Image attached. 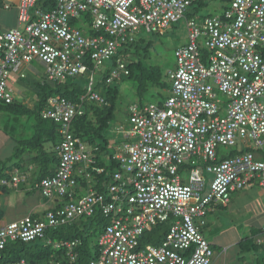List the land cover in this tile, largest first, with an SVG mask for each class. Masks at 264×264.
Segmentation results:
<instances>
[{"label": "built area", "instance_id": "built-area-1", "mask_svg": "<svg viewBox=\"0 0 264 264\" xmlns=\"http://www.w3.org/2000/svg\"><path fill=\"white\" fill-rule=\"evenodd\" d=\"M46 1L20 0L18 26L0 33V101L7 104L15 100L10 79L19 65L41 62L43 81L63 83L115 59L112 83L129 74L119 50L143 29L163 34L184 20L189 42L175 51L177 67L167 73L171 95L132 104L130 129L115 131L124 135L113 146L120 168L104 191L96 187L104 169L94 149L71 130L84 110L61 96L48 100L42 117L59 125V160L35 186L57 206L0 225V252L9 241L53 243L48 231L101 214L109 223L90 264H213L216 252L202 233L211 208L264 188V0H222L221 15L204 17L195 7L213 0H51L50 10L38 9ZM85 99L105 101L94 87ZM239 146L240 154L219 159L220 148ZM27 179L15 170L1 185L18 188ZM163 223L170 226L161 242H144ZM79 244H63L72 259Z\"/></svg>", "mask_w": 264, "mask_h": 264}, {"label": "trees", "instance_id": "trees-1", "mask_svg": "<svg viewBox=\"0 0 264 264\" xmlns=\"http://www.w3.org/2000/svg\"><path fill=\"white\" fill-rule=\"evenodd\" d=\"M53 4L54 2L49 0L39 4L38 9L48 11L53 7ZM207 5L208 3L200 2L198 7H195L196 12L207 7ZM144 43L145 40L143 38L139 39L137 37L134 43L126 44L119 50V55L125 60L129 74L123 75L116 80L132 81L136 86L140 104H143V97L149 95L157 99L156 103H162L164 101L161 100L162 94L170 91L171 83L167 73L164 72L161 66L149 64L146 60L140 58V49L144 50L146 56L151 47V42L143 46ZM108 63L111 66L103 74L100 83L94 87L104 98L103 104L86 99L82 100V97L88 94L89 89L78 84L77 78L68 79L63 83L43 80L38 82L34 88L36 100L32 107L16 99L10 104L0 101V113H7L13 116L17 123H21L24 118H29L33 121V133L28 137H24V134L18 135L12 130L8 132V135L15 140L16 146L13 155L6 160L0 159L1 190L8 188L1 185V180L11 176L15 170L27 174L26 183L32 181L35 183V189H37L35 186L37 183L54 173L59 160L54 152V147L60 141L59 125L50 119H44L42 112L51 97L61 96L79 104L85 112L83 116L76 117L72 121L71 130L75 136L83 139L94 149L96 163L98 167L104 169V173L96 177L98 182L96 187L98 191H104V187L111 181L113 173L120 168L119 162L113 159V146L115 143L113 145L110 144L109 135L111 125L116 117L121 90L119 86L113 85L114 81L112 83L107 82L111 68L116 65L115 59ZM88 67L92 71L95 69L90 62ZM240 153L241 151L236 152V154H230V156ZM218 154L219 159H221L222 152L219 151ZM91 182L94 183L95 179ZM85 183V181L81 180V184ZM3 218L4 210L0 206V225ZM93 222L98 224V228L91 231L87 227ZM108 223L107 219L99 214L89 219L78 218L68 226L48 231L47 237L53 242L50 244L47 239L28 243L9 241L5 249L0 252V264H11L22 260H25L27 264H90L98 257L97 241ZM169 226L170 224L163 223L157 228L146 232L144 242H151L154 245L159 244L161 238L167 234ZM258 233L259 231H254L252 237L240 241L239 246L243 252H255L262 246V244L256 242ZM75 240H79L80 244L73 250L76 256L72 259L68 248L63 244ZM56 244H60L59 247ZM213 249L215 250L216 248L213 247ZM93 250L95 257L92 258L91 253ZM258 260L264 263V257Z\"/></svg>", "mask_w": 264, "mask_h": 264}, {"label": "rangeland", "instance_id": "rangeland-1", "mask_svg": "<svg viewBox=\"0 0 264 264\" xmlns=\"http://www.w3.org/2000/svg\"><path fill=\"white\" fill-rule=\"evenodd\" d=\"M225 6L227 5L221 2V0H213L208 3L207 7L199 11L198 16H219L224 12ZM138 38L145 40L143 46L151 42V47L146 56L144 50L140 49V58L146 60L149 64L161 66L164 72L168 73V71L175 70L177 67L175 51L189 42L187 23L183 20L174 24L163 34H152L143 29ZM108 62L91 73L90 77L87 75L78 77L77 83L88 89L97 86L103 74L111 66ZM45 71L46 67L42 63L33 61L28 65V72H26L27 78L25 80H17L16 73L13 72L14 80L11 81L10 85L14 91L15 99L20 102H25L28 106H34L36 100L34 88L41 81V78L44 77ZM113 85L119 86L121 92L118 98L116 117L111 125L109 135L111 145L124 141V135L115 131L117 129L120 130L121 127L123 131L130 129L131 125L128 117L129 108L132 104L139 103L140 101L136 86L132 81L116 80L113 82ZM162 95L161 100H166L171 94L170 91H166ZM156 101L157 99L152 98L150 95L143 97V104L156 103ZM21 121V123H17L13 116L7 113H0V159H8L15 151L16 142L8 135L9 131H15L18 135L24 134V137H28L33 133V121L29 118H24ZM244 150L247 151L248 149ZM220 152L229 155L236 154V152H240V146L230 149L220 148ZM244 191L250 195L238 200V193L234 194L233 196H236L231 206L228 209L219 211L217 217L212 219V224L210 226L206 224L202 228L206 236L217 246L213 264H244L243 257H249V253L243 252L239 246L229 245L252 237L250 228H257L264 222V209L261 208L259 210L257 207L259 205L258 201L261 202V207L264 206V195L263 197L259 196V193H264V188L256 186L254 189L247 188ZM243 195V193L240 194V196ZM2 204L4 209H6L4 200H2ZM14 206H16L15 203L9 205V207ZM25 206L29 211L31 208L29 203H26ZM9 207L6 209V213L9 212ZM87 228L93 231L98 228V224L93 222ZM227 246L229 247L226 248ZM91 254L92 258L95 257L94 250Z\"/></svg>", "mask_w": 264, "mask_h": 264}, {"label": "crops", "instance_id": "crops-1", "mask_svg": "<svg viewBox=\"0 0 264 264\" xmlns=\"http://www.w3.org/2000/svg\"><path fill=\"white\" fill-rule=\"evenodd\" d=\"M19 3H20V0H0V19H1L0 20V33L9 31L18 26V23H19L18 22V18H19L18 5ZM13 72L16 73L17 80H19L22 74H26V72H28V65H23V64L19 65L16 69L13 70ZM13 72L11 75L10 84H11V81L14 80ZM42 79L43 78H41V81ZM34 184L35 183H33L32 181H29L28 183L23 184L19 188L8 187L6 190L0 189V206L4 210V218L1 221V225L15 222L25 216L40 217L50 208L57 206V201H54V200L50 201V200L45 199L41 195V193H39L40 191H38V189H35ZM255 187L256 186L250 187V188L254 189ZM242 193L244 195L240 196V194ZM242 193L237 194L239 195L238 200H240L241 198L245 196L250 195L249 193L247 194L245 191ZM263 195L264 193H259L260 197H263ZM235 196L232 197L231 202L227 206L214 205L211 208L208 214V217H207V226H210L212 224V219L217 217V215L219 214V211L223 209H228L231 206V203L233 199L235 198ZM2 200H4L6 209H8L9 205H12V203H15L16 206L9 207L11 211L9 209V212L6 213L5 212L6 209H4L3 207ZM258 202H259V205L257 206L258 209L259 210H261V208L264 209V206L261 207L260 205L261 202L260 201ZM26 203H29V206H31L29 211L27 210L25 206ZM263 227H264V222L263 224L259 225L257 228H250L252 235L254 231H259L256 242L259 244H262V246L255 252L246 251L247 253H249V257L248 256L243 257L244 264H264L263 262H260V260H258L259 258L261 259L264 257V235L262 234ZM202 233L204 237L212 244V246L216 248L217 247L215 246L216 244L214 245L211 242V240L206 236L203 230H202ZM240 241L237 243H231L229 246L231 245L239 246ZM229 246H227L226 248H228ZM245 250H246V247H245Z\"/></svg>", "mask_w": 264, "mask_h": 264}, {"label": "clouds", "instance_id": "clouds-1", "mask_svg": "<svg viewBox=\"0 0 264 264\" xmlns=\"http://www.w3.org/2000/svg\"><path fill=\"white\" fill-rule=\"evenodd\" d=\"M78 78V77H77Z\"/></svg>", "mask_w": 264, "mask_h": 264}]
</instances>
